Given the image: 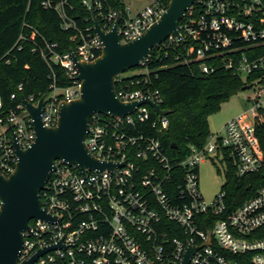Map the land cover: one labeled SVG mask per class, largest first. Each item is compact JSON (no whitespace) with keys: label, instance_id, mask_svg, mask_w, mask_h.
<instances>
[{"label":"built area","instance_id":"obj_1","mask_svg":"<svg viewBox=\"0 0 264 264\" xmlns=\"http://www.w3.org/2000/svg\"><path fill=\"white\" fill-rule=\"evenodd\" d=\"M169 1L150 0L132 14L126 6L117 10L111 0H80L89 18L79 26L68 13L73 8L69 0H40L43 9L58 16L61 29L72 33V48L65 52L42 37L39 45L33 44L32 51L49 68H62L68 80L57 87L52 74L40 115L43 126L54 127L59 104L79 97L73 58L91 63L101 55L103 46L92 18L105 33L118 20L120 43H127L155 23ZM178 32L182 43L169 36L157 46V56L180 48L175 60L183 65L199 63L204 76L219 67L231 71L252 92L247 109L228 120L220 134L210 133L202 147H190L178 162H172L149 133V126L155 133L168 127L166 116L159 118L149 105L136 107L122 119L93 114L85 146L97 161L114 168L81 173L76 166L55 162L40 193L41 208L54 221L29 222L19 262L54 246L32 264H181L187 248H194L188 264H264V185L231 209L224 189L211 202L204 200L198 172L201 163L210 161L221 166L223 175L231 169L239 178L263 174L260 181H264V73L247 81L264 71V5L261 0H196ZM151 59L149 55L133 69L139 74L116 78L119 102L149 99L162 109L159 92L152 87ZM214 61L218 66L211 64ZM24 100L35 107L39 99ZM2 108L0 98V174L8 177L17 162L13 142L25 150L35 136L22 103L6 113Z\"/></svg>","mask_w":264,"mask_h":264},{"label":"water","instance_id":"obj_2","mask_svg":"<svg viewBox=\"0 0 264 264\" xmlns=\"http://www.w3.org/2000/svg\"><path fill=\"white\" fill-rule=\"evenodd\" d=\"M195 1L170 0L157 21L139 37L127 43H120L118 20L113 29L105 33L98 21L92 18L93 31L103 46L101 55L91 63L77 62L73 58L77 80L80 82L79 97L69 103L59 104L54 127H44L40 120L45 95L35 107L21 99L31 120L35 139L25 150L14 141L17 156L14 170L8 177L0 174V264H32L39 255L54 249V246L48 247L26 261H18L24 242L23 233L28 231L29 222L54 221L41 208L40 193L46 189L49 176L56 168L55 162L76 166L81 173L86 170H113V164L97 161L85 146L93 114L122 119L142 104L149 105L159 118L169 114L149 99L131 104L119 102L115 94V81L125 72L137 68L150 55L151 50L169 36L182 43L178 24ZM203 1L214 3L216 0ZM244 90L247 87L241 89ZM193 252L194 248H187L181 264H188Z\"/></svg>","mask_w":264,"mask_h":264},{"label":"trees","instance_id":"obj_3","mask_svg":"<svg viewBox=\"0 0 264 264\" xmlns=\"http://www.w3.org/2000/svg\"><path fill=\"white\" fill-rule=\"evenodd\" d=\"M69 1L73 8L68 13L80 26L83 23L81 20L89 18V14L80 0ZM122 1L111 0V4L117 10H123ZM261 1L264 5V0ZM71 34L61 29L58 16L43 9L40 0H0V98L3 113L15 110L22 98L34 96L40 99L49 93L52 74L55 75L57 87H64L68 83L62 68H49L32 49L34 43L40 44L42 37L48 43H56L58 50L65 52L72 48ZM20 36L24 39H19ZM179 51L180 48H169L167 55L157 56L155 47L148 62L152 87L159 92L162 101L160 107L169 112L166 116L167 129L155 133L149 126V133L159 140L172 162L182 160L190 147H202L210 134L207 118L245 86L239 76L222 67L204 76L198 68L199 63H179L174 58ZM211 64L218 66L219 62ZM260 73L264 71L248 76L247 81L259 78ZM261 83L264 84V80ZM18 86H21V90L17 89ZM151 116L154 119L153 114ZM224 177L221 189L226 191L231 209L252 197L264 185V181H260L263 174L239 178L228 169Z\"/></svg>","mask_w":264,"mask_h":264},{"label":"rangeland","instance_id":"obj_4","mask_svg":"<svg viewBox=\"0 0 264 264\" xmlns=\"http://www.w3.org/2000/svg\"><path fill=\"white\" fill-rule=\"evenodd\" d=\"M150 0H123L124 6L129 7L131 13H135L149 3ZM140 71L129 70L123 76H134ZM250 90L239 91L220 105L219 110L207 118L208 129L211 134L221 133V128L230 119L243 113L247 107V97L251 96ZM264 109V102L262 103ZM219 169L220 173L217 172ZM199 189L206 202H211L216 194L220 192L221 186L225 182V177L220 165H212L210 161L201 163L198 167Z\"/></svg>","mask_w":264,"mask_h":264}]
</instances>
